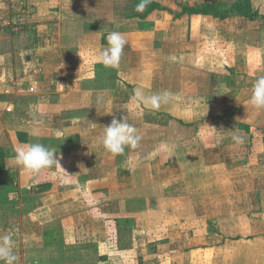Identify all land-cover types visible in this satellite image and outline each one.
I'll return each mask as SVG.
<instances>
[{
	"label": "crops",
	"instance_id": "0c3cea01",
	"mask_svg": "<svg viewBox=\"0 0 264 264\" xmlns=\"http://www.w3.org/2000/svg\"><path fill=\"white\" fill-rule=\"evenodd\" d=\"M238 2L152 0L138 13L139 0H0V155L39 142L64 170L4 161L19 172L9 198L28 202L20 225L0 223L16 264H264V110L249 103L264 22ZM113 31L127 44L105 68ZM136 89L170 103L153 111ZM122 117L141 140L113 157L102 127ZM112 218L129 248L115 258Z\"/></svg>",
	"mask_w": 264,
	"mask_h": 264
},
{
	"label": "clouds",
	"instance_id": "9594fccd",
	"mask_svg": "<svg viewBox=\"0 0 264 264\" xmlns=\"http://www.w3.org/2000/svg\"><path fill=\"white\" fill-rule=\"evenodd\" d=\"M151 2L152 0H139L134 10L143 13ZM105 39L107 47L98 53L97 60L105 68H117L127 40L122 33L116 31L109 32ZM133 99L146 108L158 111L163 105L170 103L171 97L167 91L145 95L141 89H136ZM249 103L255 109L264 110V76L258 77L253 82ZM102 129V146L113 157L123 155L126 148L136 149L139 146L141 136L137 134V129L128 122L126 117L119 120L113 118L111 123L103 126ZM232 140L237 145H243L245 142L242 135H233ZM57 154L56 149L36 142L17 149L13 159L18 168L26 173L38 175L46 169L61 168ZM14 246L15 241L11 234L0 235V264H16L18 256Z\"/></svg>",
	"mask_w": 264,
	"mask_h": 264
},
{
	"label": "rangeland",
	"instance_id": "374dc122",
	"mask_svg": "<svg viewBox=\"0 0 264 264\" xmlns=\"http://www.w3.org/2000/svg\"><path fill=\"white\" fill-rule=\"evenodd\" d=\"M8 146L10 147V145H8ZM2 153H3V155L1 158H4V159H2L3 160L2 162L6 161L7 159H11L13 157V156H11L10 152L8 153V152L4 151ZM18 174H19V172H18L17 168L7 170L5 167V173L0 175V199L5 197V196H9L11 194H20V190L18 189V187H16L14 185V181L17 179ZM31 201H32V199H31ZM20 202L21 203L26 202V204L28 203L27 200L26 201L18 200L16 203L7 204L6 201L0 200V205H1L0 206V212L4 211V214H0V223L2 226L6 227V228L8 227L10 229L11 228L14 229L16 226H18V224L20 225V218H21V215H19L20 210L16 209V207L18 208ZM7 206H9V207H7ZM26 209L27 208H25V210ZM111 220L112 221H110V223H108V228L110 230V234H112L111 242H114V243L117 242V244H116L117 246L113 245L112 250H111L112 253L109 251H108V253L109 254L111 253V257L115 258V256H117L120 253L119 251H122L127 245L122 246L124 242L121 243L119 241V236L125 237L124 232H121V230L117 231V227L115 225L116 221L113 218ZM119 242H120V245H118ZM126 248L129 249L128 247H126ZM94 250H97V248H94ZM94 250H93V255L96 253V251H94ZM115 251H117V252H115ZM96 254H98V253H96ZM109 254H108V257H109ZM129 254H130V252L128 250L127 255H129ZM70 264H74V262H72ZM92 264H94V262Z\"/></svg>",
	"mask_w": 264,
	"mask_h": 264
},
{
	"label": "trees",
	"instance_id": "16d2710c",
	"mask_svg": "<svg viewBox=\"0 0 264 264\" xmlns=\"http://www.w3.org/2000/svg\"><path fill=\"white\" fill-rule=\"evenodd\" d=\"M252 0H239L237 5L235 6L240 12L245 13L248 15L251 19L256 20L260 19L264 22V16H260L257 11H254L252 6ZM2 155H0V175L5 173V164L2 162L3 158H1ZM0 200L6 201L7 204L10 203H16V199H10L9 196H5L1 198Z\"/></svg>",
	"mask_w": 264,
	"mask_h": 264
},
{
	"label": "built area",
	"instance_id": "2783aa9c",
	"mask_svg": "<svg viewBox=\"0 0 264 264\" xmlns=\"http://www.w3.org/2000/svg\"><path fill=\"white\" fill-rule=\"evenodd\" d=\"M3 23H4L5 26L12 27L16 31H18L20 29V24H19L18 19H13V20H4L3 19ZM11 85L14 88H17L19 91H26V92L28 91V92H31V93L35 92V88L30 87L28 90H26V89L23 88V86L19 85L17 82H12Z\"/></svg>",
	"mask_w": 264,
	"mask_h": 264
}]
</instances>
